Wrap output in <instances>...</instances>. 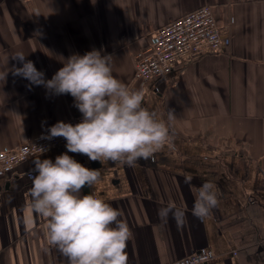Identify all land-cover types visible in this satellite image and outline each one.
Wrapping results in <instances>:
<instances>
[{
    "label": "crops",
    "instance_id": "crops-1",
    "mask_svg": "<svg viewBox=\"0 0 264 264\" xmlns=\"http://www.w3.org/2000/svg\"><path fill=\"white\" fill-rule=\"evenodd\" d=\"M206 5L221 50L139 80L138 55L156 31ZM93 49L112 56L114 77L142 91L144 107L165 120L174 114L170 143L133 167L68 152L99 169L100 183L90 191L128 224V264H172L207 249L215 254L208 264H264V0H0V152L82 116L71 95L13 75L22 64L12 57L23 53L48 80L69 56ZM65 152L61 145L0 169V264H68L47 244L42 217L33 216L31 230L22 219L33 160L54 161ZM206 181L216 185L219 203L200 219L192 214L194 192ZM169 204L183 208L182 226L159 218Z\"/></svg>",
    "mask_w": 264,
    "mask_h": 264
},
{
    "label": "clouds",
    "instance_id": "clouds-1",
    "mask_svg": "<svg viewBox=\"0 0 264 264\" xmlns=\"http://www.w3.org/2000/svg\"><path fill=\"white\" fill-rule=\"evenodd\" d=\"M12 58L22 64L13 68V75L43 85L53 95H71L73 106L82 114L76 124L58 121L43 137H63L67 152L54 161L33 160L32 186L22 218L26 230L33 228L34 215L42 217L47 244L56 247L68 264H128L126 249L132 232L120 218L122 213L91 191L82 192L100 183L99 169L85 167L68 152L101 164L111 161L133 167L170 143L168 121L174 118L173 111L165 120L144 107V93L129 89L114 77L112 56L95 49L84 55L72 54L48 80L23 53ZM194 195L192 214L207 218L219 203L216 185L206 181L195 188ZM158 216L163 222L171 216L178 227L185 222L183 208L174 204L158 209Z\"/></svg>",
    "mask_w": 264,
    "mask_h": 264
},
{
    "label": "built area",
    "instance_id": "built-area-1",
    "mask_svg": "<svg viewBox=\"0 0 264 264\" xmlns=\"http://www.w3.org/2000/svg\"><path fill=\"white\" fill-rule=\"evenodd\" d=\"M221 46L222 38L213 7L203 6L156 31L153 44L138 55L136 77L148 82L168 75L183 60L198 59L207 51L219 52ZM81 119L82 116L74 117L64 122L76 124ZM49 128L41 131L28 144L0 152V169H12L31 157L66 145L63 137L44 139ZM214 258L213 251L207 249L172 264H208Z\"/></svg>",
    "mask_w": 264,
    "mask_h": 264
},
{
    "label": "water",
    "instance_id": "water-1",
    "mask_svg": "<svg viewBox=\"0 0 264 264\" xmlns=\"http://www.w3.org/2000/svg\"><path fill=\"white\" fill-rule=\"evenodd\" d=\"M90 192V189L88 187L84 188V194H88Z\"/></svg>",
    "mask_w": 264,
    "mask_h": 264
}]
</instances>
